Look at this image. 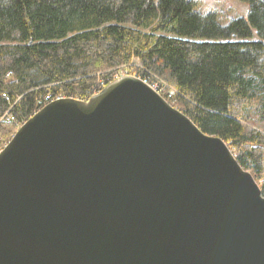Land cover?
Returning <instances> with one entry per match:
<instances>
[{
	"label": "water",
	"instance_id": "obj_1",
	"mask_svg": "<svg viewBox=\"0 0 264 264\" xmlns=\"http://www.w3.org/2000/svg\"><path fill=\"white\" fill-rule=\"evenodd\" d=\"M0 264H264V196L223 140L121 77L0 153Z\"/></svg>",
	"mask_w": 264,
	"mask_h": 264
},
{
	"label": "trees",
	"instance_id": "obj_2",
	"mask_svg": "<svg viewBox=\"0 0 264 264\" xmlns=\"http://www.w3.org/2000/svg\"><path fill=\"white\" fill-rule=\"evenodd\" d=\"M238 1L246 17L223 26L193 0H0V134L15 135L5 115L23 124L59 97L87 101L135 59L131 74L169 83L173 107L264 196V0Z\"/></svg>",
	"mask_w": 264,
	"mask_h": 264
},
{
	"label": "rangeland",
	"instance_id": "obj_3",
	"mask_svg": "<svg viewBox=\"0 0 264 264\" xmlns=\"http://www.w3.org/2000/svg\"><path fill=\"white\" fill-rule=\"evenodd\" d=\"M196 4V11L201 14H208V13H215L217 15V19L219 23L223 26H226L231 20L238 18V17H246L248 6L241 3L238 0H193ZM140 67V63L137 60H133L129 66H123L117 69V74L115 75V80L125 77L131 76L136 77L132 74L133 71L131 68H138ZM132 73V74H131ZM137 78V77H136ZM158 88L164 89V93L166 95H171V105H175L176 90L167 82L156 84ZM156 88V87H155ZM9 117H11L9 115ZM21 124L20 122H17ZM16 127V126H15ZM19 126L15 128V133L18 131ZM14 133V134H15ZM5 135L0 134V147L5 144L7 141L4 138ZM261 183H259V186Z\"/></svg>",
	"mask_w": 264,
	"mask_h": 264
},
{
	"label": "built area",
	"instance_id": "obj_4",
	"mask_svg": "<svg viewBox=\"0 0 264 264\" xmlns=\"http://www.w3.org/2000/svg\"><path fill=\"white\" fill-rule=\"evenodd\" d=\"M147 84H149L147 81H145ZM150 85V84H149ZM151 86V85H150ZM160 96H162V97H164L167 101H170L171 100V98H172V96L171 95H166L165 93H164V89H161L160 87L158 88V86H151ZM156 87V88H155ZM58 99H62L61 97H59ZM46 100L48 101L49 100V97H47L46 98ZM6 117V118H5ZM4 118H5V120L7 121V122H9V121H11V122H13L14 121V124H15V126L16 127H18L19 126V129L25 124V123H23V124H19V123H17V122H15V120L12 118V117H9L8 115H5L4 116ZM18 129V130H19ZM8 144L7 143H5V144H3L1 147H0V153L5 149V147L7 146Z\"/></svg>",
	"mask_w": 264,
	"mask_h": 264
},
{
	"label": "bare ground",
	"instance_id": "obj_5",
	"mask_svg": "<svg viewBox=\"0 0 264 264\" xmlns=\"http://www.w3.org/2000/svg\"><path fill=\"white\" fill-rule=\"evenodd\" d=\"M107 83V82H106Z\"/></svg>",
	"mask_w": 264,
	"mask_h": 264
}]
</instances>
